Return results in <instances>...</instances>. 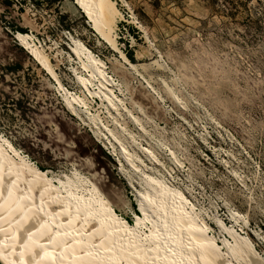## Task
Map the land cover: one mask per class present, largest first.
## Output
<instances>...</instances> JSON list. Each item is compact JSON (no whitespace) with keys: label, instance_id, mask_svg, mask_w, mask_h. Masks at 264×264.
<instances>
[{"label":"rangeland","instance_id":"1","mask_svg":"<svg viewBox=\"0 0 264 264\" xmlns=\"http://www.w3.org/2000/svg\"><path fill=\"white\" fill-rule=\"evenodd\" d=\"M114 1L130 66L71 0H26L22 11L0 0V140L75 202L98 207V193L140 227L156 222L163 187L191 204L225 252L242 241L264 259V0L235 17L211 0ZM10 26L42 46L82 99L75 111ZM80 46L104 63L122 116L83 89L82 79L92 91L99 83L74 54Z\"/></svg>","mask_w":264,"mask_h":264},{"label":"bare ground","instance_id":"2","mask_svg":"<svg viewBox=\"0 0 264 264\" xmlns=\"http://www.w3.org/2000/svg\"><path fill=\"white\" fill-rule=\"evenodd\" d=\"M71 1L82 11L100 40L130 66L116 41V30L123 18L117 3L114 0ZM16 40L58 91L68 97L70 108L75 111L74 107L82 104V99L62 85L42 46L31 37ZM74 54L83 70L99 83V91H92L89 87L92 81L82 79L83 89L100 98L108 113L115 111L122 116L119 106L122 101L113 92L114 83L108 79L104 63L83 46ZM114 135L110 131L107 136L115 138ZM121 153L131 162L126 148L122 147ZM75 195L73 192L71 197ZM96 195L98 207L91 202L73 201L52 182L47 172L12 144L0 140V257L3 258L0 263L32 264L35 257L37 264H235L228 260L230 257L240 264L248 262L246 256H252V264H264V259L242 241L239 249L225 252L208 233L209 226L199 223L198 216L194 217L193 207L191 211L187 209L191 204L163 187L157 191L154 202L160 212L154 214L156 222H140V227L121 218L106 198Z\"/></svg>","mask_w":264,"mask_h":264},{"label":"trees","instance_id":"3","mask_svg":"<svg viewBox=\"0 0 264 264\" xmlns=\"http://www.w3.org/2000/svg\"><path fill=\"white\" fill-rule=\"evenodd\" d=\"M29 1L31 3H33L34 5H38V4H42V3H51L52 4L53 2H57L58 0H29ZM211 1H213V3H215V4H220L222 6L223 13H225L226 15H229L231 17H235L236 14H241L243 12V10H246L247 11V7H248L249 4L253 3L254 1L258 2L259 0H211ZM5 2L9 6L17 5L18 4L20 6V8H19L20 11H22L24 5L26 4V0H5ZM10 27H11V29L13 31L15 30L17 32H20V33H17V35H15V40L20 35H22L20 37V39L22 37H30L28 34H25L26 33L25 30H22V29H20L18 27H15V26H10ZM68 31H71V29H69ZM127 56H128V58L130 60L133 59V57L131 55H129V54H127ZM0 138H2V136H0ZM97 148L98 149H96V150H101L99 147H97ZM104 155L108 158L107 154L104 153ZM39 169H41L42 171H46L44 168H42L40 166H39ZM134 208H135V205H134ZM127 221L131 225H134V226L137 225L136 222H135V224H133L134 222L131 219H127Z\"/></svg>","mask_w":264,"mask_h":264},{"label":"snow or ice","instance_id":"4","mask_svg":"<svg viewBox=\"0 0 264 264\" xmlns=\"http://www.w3.org/2000/svg\"><path fill=\"white\" fill-rule=\"evenodd\" d=\"M11 183V182H10ZM3 258L0 257V260H2ZM32 264H37L36 260H35V257H33V260H32Z\"/></svg>","mask_w":264,"mask_h":264},{"label":"water","instance_id":"5","mask_svg":"<svg viewBox=\"0 0 264 264\" xmlns=\"http://www.w3.org/2000/svg\"><path fill=\"white\" fill-rule=\"evenodd\" d=\"M138 212L140 213V210H139V208H138ZM1 264V263H0Z\"/></svg>","mask_w":264,"mask_h":264}]
</instances>
